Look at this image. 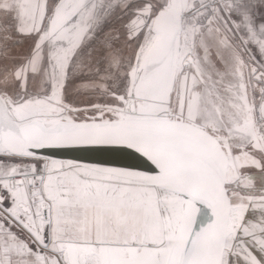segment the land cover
<instances>
[{"label":"snow or ice","instance_id":"obj_1","mask_svg":"<svg viewBox=\"0 0 264 264\" xmlns=\"http://www.w3.org/2000/svg\"><path fill=\"white\" fill-rule=\"evenodd\" d=\"M0 264H264V0H0Z\"/></svg>","mask_w":264,"mask_h":264},{"label":"water","instance_id":"obj_2","mask_svg":"<svg viewBox=\"0 0 264 264\" xmlns=\"http://www.w3.org/2000/svg\"><path fill=\"white\" fill-rule=\"evenodd\" d=\"M61 157H85L88 154L82 152H75V151H61L57 153Z\"/></svg>","mask_w":264,"mask_h":264}]
</instances>
